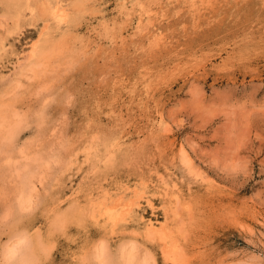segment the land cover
<instances>
[{
	"label": "rangeland",
	"instance_id": "obj_1",
	"mask_svg": "<svg viewBox=\"0 0 264 264\" xmlns=\"http://www.w3.org/2000/svg\"><path fill=\"white\" fill-rule=\"evenodd\" d=\"M22 215L50 264H264V0H0Z\"/></svg>",
	"mask_w": 264,
	"mask_h": 264
},
{
	"label": "clouds",
	"instance_id": "obj_2",
	"mask_svg": "<svg viewBox=\"0 0 264 264\" xmlns=\"http://www.w3.org/2000/svg\"><path fill=\"white\" fill-rule=\"evenodd\" d=\"M35 217L0 216V264H50L52 247L47 234L34 231ZM106 248L95 247L81 264H107Z\"/></svg>",
	"mask_w": 264,
	"mask_h": 264
},
{
	"label": "bare ground",
	"instance_id": "obj_3",
	"mask_svg": "<svg viewBox=\"0 0 264 264\" xmlns=\"http://www.w3.org/2000/svg\"><path fill=\"white\" fill-rule=\"evenodd\" d=\"M11 135V134H10ZM11 137V136H10ZM21 180V179H20ZM122 216V215H121ZM150 228V227H149ZM154 229V228H153ZM151 230V229H150ZM151 232V231H150Z\"/></svg>",
	"mask_w": 264,
	"mask_h": 264
}]
</instances>
